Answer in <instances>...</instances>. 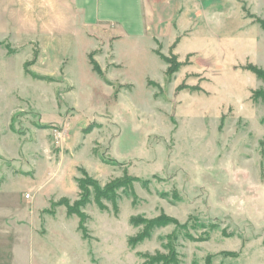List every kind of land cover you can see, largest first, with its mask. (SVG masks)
<instances>
[{"label": "rangeland", "instance_id": "374dc122", "mask_svg": "<svg viewBox=\"0 0 264 264\" xmlns=\"http://www.w3.org/2000/svg\"><path fill=\"white\" fill-rule=\"evenodd\" d=\"M252 4L255 25L239 17L234 40L189 43L208 51L183 46L182 61L169 29L161 45L114 29L23 37L1 5L0 205L38 230L43 264H264V81L249 70H264V0ZM89 179L125 186L97 197ZM79 181L86 233L66 205ZM160 217L179 224L130 243Z\"/></svg>", "mask_w": 264, "mask_h": 264}, {"label": "crops", "instance_id": "0c3cea01", "mask_svg": "<svg viewBox=\"0 0 264 264\" xmlns=\"http://www.w3.org/2000/svg\"><path fill=\"white\" fill-rule=\"evenodd\" d=\"M252 1L0 0V9L3 5L4 9L13 11L16 23L21 25L20 31L23 33L24 28L27 33L22 34L23 37L77 35L79 32L107 36L110 29H114L120 33L111 36L115 41L151 38L161 45L164 38L160 33L164 28L169 29L170 54L182 61L183 46L187 58L208 51V46L189 43L202 41V38L207 41L232 39L228 27L239 17L246 28L255 25L258 15L253 12ZM2 36L6 37H0V42L11 38L7 37V32ZM4 184H0V190ZM37 231L26 221H17L15 211L3 210L0 205V264H43L44 254L36 252L35 255L33 251L32 236Z\"/></svg>", "mask_w": 264, "mask_h": 264}, {"label": "trees", "instance_id": "16d2710c", "mask_svg": "<svg viewBox=\"0 0 264 264\" xmlns=\"http://www.w3.org/2000/svg\"><path fill=\"white\" fill-rule=\"evenodd\" d=\"M262 27L264 29V23H262ZM166 62L169 64V69H168V75H174L178 69L180 64L177 62L176 58H174L172 61H170L169 59L165 58ZM93 66L94 69L99 72L101 75H103L102 71L100 70L99 66L97 65V63L94 61L93 62ZM249 70L251 72H253L259 79L264 81V70H261L255 66H250ZM262 93V92H261ZM257 94V93H256ZM255 94V95H256ZM261 97L264 99V93H262ZM90 180V179H89ZM88 184H90V186L94 187L96 190V194L97 197H105L108 198L110 194H112V192L114 191L115 188H119L122 186H125V182L124 181H119L116 182L114 185V189H112V185L108 186L106 189H101L100 186L94 182V181H88ZM79 187L81 189V198L79 201L76 202V204L73 207H70V205H67L68 208V212L70 215H78L81 219V224H80V230L83 233H86V227L84 225L85 222V216L84 214H82L81 212L78 211L79 208L85 206V204L88 201V196H89V189H88V185H86L84 183V181H79ZM112 189V190H111ZM146 227L143 233H141L137 238L136 241L134 240H130V243L135 244V243H141L143 242V240L147 239L150 235V232L153 228H159V227H165L168 226L170 224H174V225H178L179 223L177 222V220L173 219V218H168V217H160L156 220H150V221H144ZM134 224L136 225H140L141 223L138 221H134Z\"/></svg>", "mask_w": 264, "mask_h": 264}, {"label": "built area", "instance_id": "2783aa9c", "mask_svg": "<svg viewBox=\"0 0 264 264\" xmlns=\"http://www.w3.org/2000/svg\"><path fill=\"white\" fill-rule=\"evenodd\" d=\"M62 140H64V139H62Z\"/></svg>", "mask_w": 264, "mask_h": 264}]
</instances>
